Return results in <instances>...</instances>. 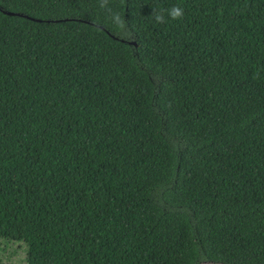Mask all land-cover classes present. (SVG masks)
<instances>
[{
  "label": "trees",
  "instance_id": "1",
  "mask_svg": "<svg viewBox=\"0 0 264 264\" xmlns=\"http://www.w3.org/2000/svg\"><path fill=\"white\" fill-rule=\"evenodd\" d=\"M204 262L264 264V0H0V264Z\"/></svg>",
  "mask_w": 264,
  "mask_h": 264
},
{
  "label": "clouds",
  "instance_id": "2",
  "mask_svg": "<svg viewBox=\"0 0 264 264\" xmlns=\"http://www.w3.org/2000/svg\"><path fill=\"white\" fill-rule=\"evenodd\" d=\"M107 4V0H100V6L105 7ZM165 11L167 12L168 18L172 20H178L182 18L184 14V10L180 6H172L168 10H161L159 12L153 11V19L156 23H165Z\"/></svg>",
  "mask_w": 264,
  "mask_h": 264
},
{
  "label": "rangeland",
  "instance_id": "3",
  "mask_svg": "<svg viewBox=\"0 0 264 264\" xmlns=\"http://www.w3.org/2000/svg\"><path fill=\"white\" fill-rule=\"evenodd\" d=\"M16 247L20 248L22 251L24 249V246L21 243H18V242H15L14 244L11 243V248H16ZM9 252H10V250H9L8 247L5 248L4 251H3V253L5 255L8 254ZM24 256H25V253L23 255L21 251H19V252L17 251V253L13 256V260L16 261V262L21 261V259H23ZM201 264H214V263H206V262H204V263H201Z\"/></svg>",
  "mask_w": 264,
  "mask_h": 264
}]
</instances>
